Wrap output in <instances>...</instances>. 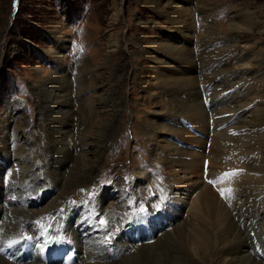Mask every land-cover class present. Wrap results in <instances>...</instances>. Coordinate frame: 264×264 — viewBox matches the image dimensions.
<instances>
[{
    "label": "rangeland",
    "instance_id": "rangeland-1",
    "mask_svg": "<svg viewBox=\"0 0 264 264\" xmlns=\"http://www.w3.org/2000/svg\"><path fill=\"white\" fill-rule=\"evenodd\" d=\"M198 41L220 49L218 60L230 63L231 70L237 74L235 85L224 95L225 101L213 106L221 112L217 114L220 117L233 113L232 122L224 129L212 131L211 126L217 124L211 123L209 117L208 139L201 146L177 130L185 127V115H177V102L171 95L175 90L179 97L188 100L189 88L181 89L162 78L166 74L179 78L193 76L170 48L171 45L188 48L191 42ZM197 59L194 58L199 65ZM197 81L203 94L206 80L202 75L195 78L191 90H196ZM42 88L52 102L62 100L59 93L66 94L59 107L64 113H56L54 108L50 115L47 113ZM207 88L210 91L213 87ZM111 105H115L114 112ZM239 106L243 109L240 114L231 111ZM261 113L264 114V0H0V143L5 148L0 147V155L5 152L0 156V191L4 193L8 185L18 190L20 176L26 174L30 187L24 195L31 197L25 208L32 207L28 208L32 213L25 217L39 222L40 233L52 223L65 232L67 223H73L74 208H81L89 211L90 225L97 230L100 229L97 225H103V231L111 233L109 238L119 235L128 242L132 237L139 239L130 245L131 255L138 258L134 245L138 247L142 239L150 242L155 231L171 234L190 219V224L199 225L196 216L191 215V207L205 186H211L226 209L232 203L228 195L234 188H226L228 176L224 177V171L229 169L223 170L216 163L209 165L207 158L211 142L220 140L214 136L227 128L226 134H232L233 123L238 124L240 119L252 121ZM52 121L55 130L48 127ZM262 124L254 128L240 127L239 132L234 130L235 134L247 136L250 147L245 154L237 150L230 158L235 159L237 155V159H253L252 170L239 167L241 163L235 166L243 179H239L240 184L253 177L252 183L241 184V188L260 196V201L264 199V172L259 171L264 166ZM169 128L167 135L160 132ZM196 129L201 132L199 126ZM59 130L65 151L54 160L49 154L53 148L50 135ZM187 131L198 139H205L199 133ZM102 132L105 143L100 148V158L96 159L93 153L97 146L81 147L80 144ZM175 138L183 147H178ZM169 142L178 144L171 146L184 151L180 158L182 164L178 162L172 170L178 182L160 166V157H176L166 146ZM213 147L216 148L215 143ZM51 160L57 161L56 172L51 171L56 165L51 166ZM86 164L92 168L90 176L81 184L71 183L65 190L62 186L71 171L88 168ZM216 177H224L220 187L208 184V179L213 181ZM46 190L49 195L41 201ZM167 203H171V208ZM160 210L164 215L166 212L172 215L164 217L156 213ZM261 210L264 212V207ZM42 211L45 212L36 218ZM133 218L139 228L132 236L125 232ZM259 225L264 230V221H259ZM162 227L165 228L160 230ZM120 229L121 234L112 235ZM260 237L264 239V235ZM252 243L261 257L258 239ZM189 246L196 264H201L192 245ZM165 247H159L158 257L170 253ZM219 247L217 243L213 249ZM112 255L114 251L110 259L115 260ZM224 261L227 258L220 257L217 263L224 264ZM32 262L39 263L36 259ZM203 264L210 263L205 260Z\"/></svg>",
    "mask_w": 264,
    "mask_h": 264
},
{
    "label": "bare ground",
    "instance_id": "bare-ground-1",
    "mask_svg": "<svg viewBox=\"0 0 264 264\" xmlns=\"http://www.w3.org/2000/svg\"><path fill=\"white\" fill-rule=\"evenodd\" d=\"M170 7L173 8V4H170ZM249 25H251L250 22H249ZM207 45H208L207 42L198 41V42H194L193 44L191 42L188 48H184L182 46H174V45H171V48H170V50L173 53L176 52L175 54H177L178 56L177 57L178 61L187 68L188 74L192 73V75L196 79L198 75H202L203 78H205L206 85L202 90V91H205L203 94L201 93L198 87V81L196 83L197 86L195 87L196 90H191L193 88V84L195 83V78L193 76L181 75V77L179 78V77H170L169 74H166L162 77L163 80L172 82L171 84L181 86V89L182 87L184 88V86L189 88V94H187L188 100H183L182 97H179L178 92L176 93L175 90L172 92L171 96L177 102V104H175L177 115H179V117L182 115L183 116L185 115V121H186L185 125L183 124V120H182V124L185 127L181 129H177V130H180L181 132H183L184 135H186V139L194 141L193 143H196L197 146H201L202 143L204 145L205 141H207L208 139V131L206 130L207 129L206 127L208 126L209 117L211 118V123L213 122L217 124L216 127H214L213 125L211 126L212 131L224 129L227 126H229V124L232 122L230 120V117L233 115V113H231V116L225 115L226 117L225 116L220 117V115L218 116L217 114L221 112L217 111V106L214 108L213 106H215V104H218V103L221 104L223 101H225L224 95H226L227 91L231 89L232 86L235 85V80H237L236 79L237 74L233 70H231L230 63H226V62L222 63V61L218 60L219 55L221 54V52L218 51L220 49L216 50L214 49V47L209 48ZM195 57H198L197 60H199L200 62L199 65L196 64L194 60ZM216 66H219V68L215 69L217 71L213 72L212 70ZM59 78L60 77H58V79ZM219 84H222V86L219 87L218 86ZM207 86H211L213 88L209 91V88H207ZM40 91L43 94V96H45L46 104H44L45 105L44 107L46 108L47 113L49 115L51 113V110H53L52 108L56 109L55 110L56 113L63 112L61 108L59 109V107L61 106L60 104L62 103L63 105V102H60V101L63 100L64 95L66 94L58 92L59 96L62 97V100L52 102L53 99H51L47 95L46 89L42 88L40 89ZM221 94L223 95L220 96ZM206 103H209L208 107H206ZM111 106H112L111 112H114L115 105H111ZM231 111H235L237 112V114H240V112H242L243 109L239 106L235 109H232ZM208 112L210 116H208ZM58 119L61 120V118H58ZM263 122H264L263 113L257 116L256 119L253 118L252 121L240 119L238 121V124L233 123V125L230 126L234 128L232 134L228 133L229 128H227V130H222L221 132L218 133L219 134V136L217 135L218 137L214 136L216 137L217 140L219 139L220 140L218 142L213 140V142H211L210 144L211 145V151H210L211 155H209L210 154L209 150L207 154L208 161H210L209 165L213 166L216 163L218 164V166H220L219 168L223 170L231 169L230 173H234V174L228 175V177L225 179L226 188L227 186H230V187L233 186L234 188L232 189L233 190L232 193L230 192L228 195L229 198L231 199L230 202H232L229 204L230 205L229 208L226 209L225 208L226 204L219 200L222 203L220 204V202L218 201L217 195L215 194V192L211 190L210 188L211 186H208V187L205 186V188H203L200 192L201 195L195 200V202L193 203V206L191 207L192 209L191 215L193 216L194 214V216H196L195 219L198 220L200 224L197 226H194L189 223V221L191 220L190 219V220H186L185 222L177 226V228L175 229L173 228L174 231L171 234L167 233V231L165 233H162L161 231H155L153 236L150 234L152 237L151 241L149 240L150 238L148 239L150 242H147V241L144 242L142 239L140 241V244H137L138 247L137 246L135 247L134 245V248H136L134 251L137 250L136 252L139 253L138 254L139 259L137 258V256L131 255L132 249H130V245L132 243L135 244L138 241L128 242V240L124 238L123 236H119V235L117 236V238L112 242V245L114 244L113 247L112 245L110 247H106L104 246V244L100 246V243H103L104 241L109 240L108 238L111 234V233L106 234V231H103V225L96 224L101 229L102 232L98 231L96 226H93V229H96V230L90 233L91 228L88 227V225L86 228L79 230L73 225H71L70 224L71 222L70 223L68 222L64 233H61L58 230H48V231H45V232L43 231L40 233V226L38 225V222L31 218L25 217L27 214L32 213L31 211H28V208H32V207L25 208L26 207L25 205L31 196H27L24 194L29 192L28 189L30 187V184L27 181L26 174H22L20 176L19 183L17 184L19 188L18 190L15 188L14 185L12 186L8 185L7 187L4 188V191H5L4 193L0 191V236L3 238H6L8 235L16 236V237L28 236L31 239L30 235L34 236L35 234L38 233L39 237L38 239H36V241H33L34 243L35 242L36 243L35 245L34 244L32 245V249L38 250L40 252L38 253V260H40L41 262L40 263H36V262L28 263L26 261V259L28 258L26 257L25 259L22 254L21 256H19V258L16 253H14L11 256V254H9L7 251H4L7 248H3V245L0 244V249H2L1 251L3 252V254H5L6 256L10 255L12 259L16 260L15 263H10L0 257V264H65L64 256L61 257L60 259H55L54 256L53 257L51 256V261H50V257L47 256L45 253H44V259L41 257L43 255L41 250H43L44 248V243L49 242L50 240H53L55 243H58L60 242L61 237H64L69 242H72V244H74V246L76 247V251L70 249L71 251H73L75 255H77L73 263H78L80 259L81 262L79 264H105V262L109 260H110L109 261L110 263L108 262L109 264H196L195 259L191 256L194 254L191 253L190 251L191 248L190 249L188 248L190 247L189 245H192L191 246L193 248L192 250H194L193 252L197 255L198 259L201 261V264H203L205 260H207L208 263L210 264L211 263L218 264L217 262L220 259V257L227 258V261L226 262L224 261V264H264V256L259 257V255L256 254V251L254 249L255 243H252L253 239H256V243L258 239V242H259L258 246L261 248V251L264 255V239L260 237V235H264V230L262 228L263 223L262 225H259V221H264V212L263 210H261V208L264 207V203H263L264 199L262 198L263 200L261 199L260 201L259 199L260 196L252 195V193H248L246 192L247 190H243L241 188L243 184H246V183L249 184L250 182L252 183V181L250 180H252L251 178L253 177L249 176L250 177V180H249L247 176V179L249 181L242 182L241 183L242 185H241L239 183V179H240L239 172L240 171L237 170L239 169L238 166H235L236 163H239V164L241 163L239 167H243V168L247 167L248 170H252L255 167V166L254 167L252 166L253 159L251 157L246 158V159H237L238 158L237 155L235 159L234 158L230 159L231 157L235 156V154L233 153H235L237 150H239V154L240 153L245 154L248 151L247 147H250V145L248 144L249 139L246 138L247 136L245 137V135L240 136L239 134H235L234 130H238L239 132L240 130L239 128L240 127L246 128V125H248L247 127L254 128L256 126L261 125ZM54 125H55L54 121L48 123V127L51 128V130L53 129ZM196 126H199V128L201 129V132L196 131L198 130L196 129ZM189 127H192L194 129L195 135L196 134L198 135L199 133V136L205 137V139L204 140L198 139L194 137L193 135L189 134L187 131L188 129L185 130V128H189ZM54 130H55V127H54ZM177 130H173V131L177 133ZM53 131L50 135L51 136L50 141L53 142L51 146L53 148L49 154L51 156V159L55 160L58 156L60 155L63 156L65 149L63 150L64 146L63 144H61L63 142L62 138H59L62 132H60L59 130L53 133ZM170 131L171 130L169 128L168 130H166V132L162 130L160 132L166 133L167 135L169 134L168 132ZM226 131H228L227 132L228 136H226L227 135ZM103 133L104 132L98 133L94 135L93 137H90L91 140L89 141L87 140V142L83 141L80 144L81 147L93 148V146H97L98 149L94 150L96 152L93 153L96 159L100 158L101 153H102V151H100V148L102 150L104 143H105L104 142L105 136L102 135ZM174 141L179 143L177 138H175ZM88 143H91L93 145L91 146ZM169 143H167L166 146H168V149L172 151L171 154H174L176 157L175 158L174 157L168 158L166 156L160 157V162H161L160 166L162 167V169L167 175H170L173 177V179L175 180V181L173 180L174 182L176 181L178 182V179L176 178L177 174L175 172H172V170L174 166L175 167L178 166V162L182 164L181 163L182 160L180 158H181V155L184 154V151L182 150V148L181 149H177V148L183 147V145L180 142L179 143L180 146L177 144L178 147L174 148L171 146L174 143H171V142ZM214 143H215L216 148L213 147ZM174 145L177 146L176 143ZM0 147L2 148V150H5L3 143H0ZM228 149L230 150V152ZM89 153H91V151ZM166 154L168 155V153ZM1 155H5V152H1ZM64 155L67 156L68 154L66 153ZM17 159H19V157ZM54 160L50 161L51 166L52 164L56 163L55 167L51 170L52 172L54 171L56 172V170L58 169L57 161H54ZM193 161H195V159ZM202 165H203V160L200 166L201 169H202ZM229 170L224 171V173L229 172ZM259 171L264 172L263 165H262V168L259 169ZM91 172H92L91 167H88V168L79 167L76 169L74 168V170H72L71 173L69 174L67 180L64 182V186L62 187H64L65 190H68L67 187L71 185V183L81 184V181L89 177ZM210 179H208L207 181L209 182L208 184L212 185V181ZM220 180H221L220 178L216 177L213 180V181H216L215 183H213V185H218L220 187V185L223 183L222 180L221 182H219ZM242 180L240 179V181ZM237 187H240V188H239V191L236 192L235 189H237ZM51 191H53V187ZM16 193L17 194L19 193V194L17 195ZM47 195H49L48 190L44 191V194L42 193L40 200L44 201ZM156 197L158 198V196ZM164 202H168V201L165 200ZM237 202L241 205H238ZM170 204L168 205L167 203L166 205L169 208H171ZM59 206H61V204ZM19 207H22V209H20ZM39 207H41L40 202H39ZM43 212L45 211L40 212L36 218L41 216L42 215L41 213ZM46 212H50V211L46 210ZM156 213H160V215H163L164 217H170L172 215V214H169L168 212H166V214L164 215L162 210H160L159 212L157 211ZM172 219H175V217H173ZM2 227L5 228L3 231L1 230ZM164 228L165 227H162L160 230H163ZM169 228L170 226L168 227V229ZM43 229H44V226H43ZM186 232H188V236L186 235ZM250 232H252L251 233L252 236L250 235ZM256 234H258L257 236L259 238L255 237ZM70 235L72 237H70ZM155 241L157 242L155 243ZM217 243L220 245V247L217 249H213L215 248ZM164 245L166 246L165 248H167V250H171V251L170 253L166 255H161V257H164V258L158 257L156 255V252H158L157 250H160L159 247L163 248ZM111 247L112 249H109ZM15 249H17V251L19 250L20 252H23L21 245L17 244L14 247V250ZM111 251H114V255H112V257L116 258L115 260L110 259ZM65 253L66 251L64 252V255H67ZM143 258L144 260L142 261Z\"/></svg>",
    "mask_w": 264,
    "mask_h": 264
},
{
    "label": "snow or ice",
    "instance_id": "snow-or-ice-1",
    "mask_svg": "<svg viewBox=\"0 0 264 264\" xmlns=\"http://www.w3.org/2000/svg\"><path fill=\"white\" fill-rule=\"evenodd\" d=\"M231 174H234V173H225L224 174V177L228 176V175H231ZM224 177H221V179H223ZM216 181H212V183H215ZM230 191V190H229ZM222 194H223V191H222Z\"/></svg>",
    "mask_w": 264,
    "mask_h": 264
}]
</instances>
